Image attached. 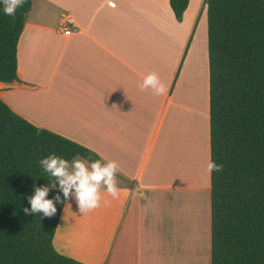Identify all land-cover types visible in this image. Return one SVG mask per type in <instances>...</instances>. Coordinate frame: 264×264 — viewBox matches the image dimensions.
Masks as SVG:
<instances>
[{
    "label": "crops",
    "instance_id": "crops-1",
    "mask_svg": "<svg viewBox=\"0 0 264 264\" xmlns=\"http://www.w3.org/2000/svg\"><path fill=\"white\" fill-rule=\"evenodd\" d=\"M150 72L165 94L140 90ZM0 97L119 165L118 199L102 190L101 207L84 215L66 202L60 254L85 264H211L205 0H190L182 21L170 0H34L18 80L0 83Z\"/></svg>",
    "mask_w": 264,
    "mask_h": 264
},
{
    "label": "trees",
    "instance_id": "trees-1",
    "mask_svg": "<svg viewBox=\"0 0 264 264\" xmlns=\"http://www.w3.org/2000/svg\"><path fill=\"white\" fill-rule=\"evenodd\" d=\"M34 0L14 16L0 4V83L18 80V44ZM190 0H170L178 21ZM208 12L211 161V264H264V0H205ZM102 159L89 148L40 128L0 97V264H85L60 254L56 213L25 215L34 185L54 178L38 161ZM59 189L50 191L53 199Z\"/></svg>",
    "mask_w": 264,
    "mask_h": 264
},
{
    "label": "clouds",
    "instance_id": "clouds-1",
    "mask_svg": "<svg viewBox=\"0 0 264 264\" xmlns=\"http://www.w3.org/2000/svg\"><path fill=\"white\" fill-rule=\"evenodd\" d=\"M25 0H0L5 15L14 16L16 10L22 7ZM141 91L151 89L154 95H163L167 89L160 81L155 72H150L143 77L138 85ZM40 167L50 177L54 178L49 185L36 187L34 194L26 197L30 204L29 208H23L25 215L43 213L44 217H52L57 209L56 203L64 204L69 199H75L78 210L83 215L101 207L102 190L113 198H119L117 174L119 165L114 160H92L86 161L79 156L74 157L71 162L56 154H49L38 161ZM223 165L209 161L206 166V173L211 176L213 171L220 172ZM59 193L53 199H48L50 191L57 189ZM106 203V201H105Z\"/></svg>",
    "mask_w": 264,
    "mask_h": 264
},
{
    "label": "built area",
    "instance_id": "built-area-1",
    "mask_svg": "<svg viewBox=\"0 0 264 264\" xmlns=\"http://www.w3.org/2000/svg\"><path fill=\"white\" fill-rule=\"evenodd\" d=\"M65 21H66V22H65L66 25H64V27H63V29H62V32H63L64 35L69 36V35L72 34V30H71L70 27H69V24L72 23V18H71V16H70V15H67Z\"/></svg>",
    "mask_w": 264,
    "mask_h": 264
},
{
    "label": "rangeland",
    "instance_id": "rangeland-1",
    "mask_svg": "<svg viewBox=\"0 0 264 264\" xmlns=\"http://www.w3.org/2000/svg\"><path fill=\"white\" fill-rule=\"evenodd\" d=\"M197 121H198V118H196V119H195V118H192V123H193V122H196V123H197ZM80 158H81V157H80Z\"/></svg>",
    "mask_w": 264,
    "mask_h": 264
}]
</instances>
